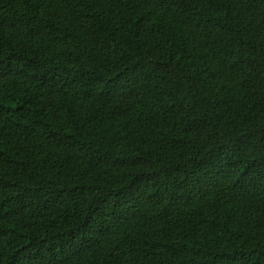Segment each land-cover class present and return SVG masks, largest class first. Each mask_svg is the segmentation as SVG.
Segmentation results:
<instances>
[{
    "label": "trees",
    "instance_id": "16d2710c",
    "mask_svg": "<svg viewBox=\"0 0 264 264\" xmlns=\"http://www.w3.org/2000/svg\"><path fill=\"white\" fill-rule=\"evenodd\" d=\"M0 264H264V0H0Z\"/></svg>",
    "mask_w": 264,
    "mask_h": 264
}]
</instances>
